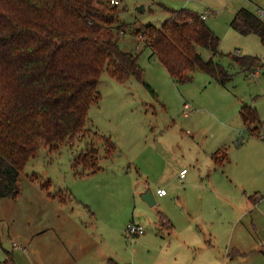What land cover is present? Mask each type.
Listing matches in <instances>:
<instances>
[{"label": "rangeland", "instance_id": "obj_1", "mask_svg": "<svg viewBox=\"0 0 264 264\" xmlns=\"http://www.w3.org/2000/svg\"><path fill=\"white\" fill-rule=\"evenodd\" d=\"M117 1L115 24L125 32L116 42L137 54L141 81L154 95L134 77L122 84L100 72L87 132L53 152L38 148L22 167L18 195L0 198V264L6 253L15 264H57L67 257L68 264H264L262 70L249 75L228 67L232 78L223 85L195 70L190 82L173 83L134 34L144 24L158 28L167 9H190L205 15L223 54L264 61L259 39L234 32L229 23L240 8L257 15L264 0ZM197 52L204 61L210 57L200 47ZM242 104L255 109L259 136L244 128ZM98 135H109L119 153L108 158ZM89 145L98 151L100 169L81 181L72 160ZM214 149H224L223 167L205 157ZM181 169L187 171L182 181ZM147 188L167 194L154 195L148 205L140 196ZM255 195L252 205L248 197ZM158 211L167 218L161 227ZM132 222L143 227L141 235L127 233Z\"/></svg>", "mask_w": 264, "mask_h": 264}, {"label": "trees", "instance_id": "obj_2", "mask_svg": "<svg viewBox=\"0 0 264 264\" xmlns=\"http://www.w3.org/2000/svg\"><path fill=\"white\" fill-rule=\"evenodd\" d=\"M167 11L158 28L144 24L134 34L174 83L190 82L193 71L200 70L223 85L232 78L228 67L249 75L260 68L264 76V61L257 55L219 51L220 39L200 14L185 8ZM116 13L110 0H0V198L18 195L22 167L38 148L53 152L87 132V112L99 99L96 87L103 69L118 83L131 77L141 81L137 54L120 50L116 42L125 32L115 24ZM229 23L240 35L254 34L264 47V21L254 13L240 8ZM197 47L210 57L204 61ZM238 113L250 136H259L255 109L242 104ZM98 136L106 156L115 155L111 139ZM222 150L212 155L215 165L227 161ZM97 160L98 151L89 145L71 167L82 177L100 169ZM249 201L255 205L258 197ZM164 221L166 216L158 213L160 227ZM2 264H15L11 254H5Z\"/></svg>", "mask_w": 264, "mask_h": 264}, {"label": "crops", "instance_id": "obj_3", "mask_svg": "<svg viewBox=\"0 0 264 264\" xmlns=\"http://www.w3.org/2000/svg\"><path fill=\"white\" fill-rule=\"evenodd\" d=\"M257 16V15H256ZM261 20L263 19V17L262 18H260ZM264 21V20H263ZM254 35V34H253ZM259 39V38H258ZM173 82V81H172ZM174 83V82H173ZM184 105H188V109H189V104L187 103V102H184L183 103V108H184ZM95 132V131H94ZM110 139H111V141L115 144V147H116V150H117V152H116V154L117 153H119V149H118V146H117V144H116V142L115 141H113L112 140V138L109 136V135H107ZM216 151V149H214L213 151H207V152H204V154H205V157L209 160V162H211L212 164H213V166L214 167H219V166H222L223 167V165L225 164V162H223V164L222 165H215V163H213V159H212V155H213V153ZM115 156V155H114ZM113 157V156H112ZM108 158H111V157H108ZM196 159V158H195ZM108 160H111V159H108ZM205 163H206V161H205ZM182 170V169H181ZM98 172V171H97ZM94 173H96V171L95 172H93V173H90V174H85L84 176H82V177H80V180L82 181V180H84V179H88L89 177H92V175H94ZM187 174V171L185 172V174L183 175V177H181V178H179V173H178V179L180 180V181H182L183 180V178L185 177V175ZM80 181V182H81ZM84 182V181H83ZM146 186L144 185V188H145ZM157 189H161V188H156V190ZM155 190V191H156ZM166 194H167V191H165V193L162 195V196H159V195H157L156 193H154V195H156L157 197H159V198H162L163 196H166ZM153 195V194H152ZM154 195H153V199H154ZM76 196V198L77 199H79L80 201H82V198H79V192L75 195ZM71 198H70V196H69V202L68 203H70V200ZM72 200H74L75 201V199L73 198ZM248 200H249V197H248ZM76 202V201H75ZM79 203H81V202H79ZM158 213H162V212H160V211H158L157 212V214ZM140 225V224H139ZM72 242V241H71ZM52 253H53V251H52ZM38 255V258H39V260L41 259V257H40V254L38 253L37 254ZM61 255V254H60ZM59 257V255H57V254H55V256H54V258H58ZM56 261H57V264H68L71 260L67 257V261L66 260H63V259H60V260H58V259H56Z\"/></svg>", "mask_w": 264, "mask_h": 264}, {"label": "built area", "instance_id": "obj_4", "mask_svg": "<svg viewBox=\"0 0 264 264\" xmlns=\"http://www.w3.org/2000/svg\"><path fill=\"white\" fill-rule=\"evenodd\" d=\"M110 4H118V1L117 0H110ZM201 19L204 20V17L205 15H201L200 16ZM257 17L258 18H262L264 17V10L262 9H259L258 10V14H257ZM184 109H188V105H184ZM186 170L185 169H182L180 172H179V178L183 177V175L185 174ZM155 193L159 196H162L164 193H165V190L162 188V189H157L155 191ZM126 231L129 235H141L143 233V227H141L139 224L135 223V222H132L131 224H128L126 225Z\"/></svg>", "mask_w": 264, "mask_h": 264}, {"label": "water", "instance_id": "obj_5", "mask_svg": "<svg viewBox=\"0 0 264 264\" xmlns=\"http://www.w3.org/2000/svg\"><path fill=\"white\" fill-rule=\"evenodd\" d=\"M141 8V7H140ZM138 9V8H137ZM141 199L148 205H153L154 204V199H153V195H152V191L150 189H145L142 193H141Z\"/></svg>", "mask_w": 264, "mask_h": 264}]
</instances>
